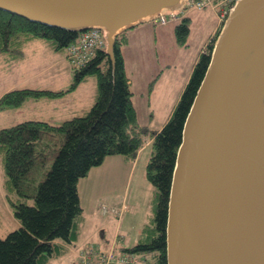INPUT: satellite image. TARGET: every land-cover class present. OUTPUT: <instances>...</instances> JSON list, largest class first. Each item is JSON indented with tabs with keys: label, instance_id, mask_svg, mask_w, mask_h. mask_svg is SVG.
Returning a JSON list of instances; mask_svg holds the SVG:
<instances>
[{
	"label": "water",
	"instance_id": "obj_1",
	"mask_svg": "<svg viewBox=\"0 0 264 264\" xmlns=\"http://www.w3.org/2000/svg\"><path fill=\"white\" fill-rule=\"evenodd\" d=\"M189 0H0V9L73 32L118 36ZM167 264H264V0L224 21L185 119L168 203Z\"/></svg>",
	"mask_w": 264,
	"mask_h": 264
},
{
	"label": "trees",
	"instance_id": "obj_2",
	"mask_svg": "<svg viewBox=\"0 0 264 264\" xmlns=\"http://www.w3.org/2000/svg\"><path fill=\"white\" fill-rule=\"evenodd\" d=\"M223 1L211 0L203 9L211 6L218 15ZM170 23L173 22L165 25ZM191 23L192 19L185 16L175 26L179 46H188ZM218 33L207 42L206 52L200 54L171 118L157 133L138 123L122 51L128 42L126 31L116 40L114 63L105 48L96 49L84 66H72L74 80L67 90L20 88L3 94L0 110L6 111L20 108L29 100L61 97L91 75L96 76L98 85L96 102L84 116L55 125L44 120H26L0 128L3 185L20 224L19 229L0 238V264H45L59 247L56 241L70 243L77 239L76 226L83 213L80 180L109 156L135 159L148 137H152V153L145 171L147 180L156 188L154 214L137 244L124 250L153 252L157 257L154 264H167L168 203L176 156L185 119L209 65ZM80 35L81 32L32 22L0 9V55L22 57L25 47L35 39L51 40L56 50L66 48L67 52ZM66 58L69 61L67 54ZM52 156L55 159L46 170ZM151 221L154 227L149 225ZM77 252L78 249L72 264Z\"/></svg>",
	"mask_w": 264,
	"mask_h": 264
},
{
	"label": "crops",
	"instance_id": "obj_3",
	"mask_svg": "<svg viewBox=\"0 0 264 264\" xmlns=\"http://www.w3.org/2000/svg\"><path fill=\"white\" fill-rule=\"evenodd\" d=\"M215 14L216 22L210 34L205 41L204 44L201 45L200 50L198 51L197 59L195 60V54L187 53L188 51L184 49V47L179 46L175 39L174 31L172 30L169 24L160 26L161 28H157L158 26L153 25L152 27L148 25V23L140 24L137 27L130 29V33L127 34L128 42L122 47L123 55L125 58V66L128 77L130 78L131 88L133 92V103L137 113V119L140 126L146 127L150 130V132H159L165 126V124L171 118L175 107L177 106L181 95L189 82V79L193 73L195 64L197 63L198 58L200 57L201 52L205 49L207 42L212 39L219 31L220 22L218 19V15L215 11L211 10ZM171 24V23H170ZM159 30V31H157ZM142 44L141 52L143 51L146 54H151L152 50L155 49L157 51L158 56H162V53H171L177 61H182L178 64L175 62H169V65L165 68L164 66H154L151 65L150 58L149 60H145L146 63L150 64V71H140L137 75L136 67L134 66L132 59L135 57L136 47ZM187 47V46H185ZM55 47L52 43H49L45 40L35 39L31 41L25 47V54L22 57H17L14 55H3V60L13 61L16 66L20 67L23 65H27V57L31 52V61L35 59V55L41 52V62L42 64H47L51 61V65L46 68L45 71L50 69L52 70V76L54 73L55 66H61L60 70L63 72L62 75H59V80L56 82L57 86L48 87L45 86L47 90L54 91H63L67 90L72 84L71 80H67L65 70L69 68L67 66V59L63 57V55L56 54ZM174 53V54H173ZM67 52H65V55ZM159 57L157 58V60ZM196 61V62H195ZM154 66V67H153ZM66 68V69H65ZM184 69V70H183ZM71 70V69H70ZM183 70V71H182ZM74 71L71 70V73ZM143 73L142 75L140 73ZM170 72H175L176 75H171ZM51 76V77H52ZM47 77V75H46ZM45 77V81L47 78ZM89 79H85L74 91L68 92L65 95L54 98H40L38 100H29L27 103L32 102L36 105L32 107L30 112L28 113L26 120H44L53 124H60L65 120L73 118L75 116H84L88 113L90 108L94 105L97 99L98 92L92 94L90 98V102L84 103L83 101H79L82 103V109L74 108L69 106L68 109L64 103H68L65 101L70 95L76 92L82 84H87ZM25 79H22L18 86H14L17 88L23 87L25 85ZM154 82L153 89L150 88L151 83ZM45 83H48L47 81ZM14 88V89H17ZM12 90V89H11ZM10 91V90H9ZM78 100V99H75ZM20 108L12 109V111L22 117L23 113L20 110L25 107L27 104ZM69 104V103H68ZM9 111V110H6ZM152 153V137H148L145 145L139 151L137 157L135 159H128L124 156L115 155L109 156L106 158L104 163L101 166L94 167L86 178H83L79 182V186L83 185L84 189L90 190V197L95 193L96 188H100L102 186L107 187V185H112L116 179L122 178V170H125V178L128 182V193L131 191L132 182L135 180L137 182H141L143 184V180L146 178V165ZM0 165L1 158H0ZM3 168V167H2ZM137 176V177H136ZM3 182H4V171H3ZM147 187V185H145ZM4 187V185H3ZM5 191V189H4ZM6 193V191H5ZM80 193V189H79ZM155 192L153 193L154 197L152 199L153 208H150V212H146L143 216H140V212L138 206L130 204V210L125 213L121 217V219H115L114 217H106L103 216L100 212L99 204H93L92 208L89 210H84L82 215L78 219V224L76 227H90V231L93 229L95 224L98 227L111 230L113 234L110 236L107 241L103 242L105 247L115 246L116 249H128L137 244L140 239L141 233L143 231L144 226L148 221L152 218L154 214V198ZM81 203L82 196L80 195ZM129 198V196H128ZM126 201V196L121 200V197L117 198V201L110 203L111 206H118ZM132 205V206H131ZM150 205V204H149ZM145 219V220H144ZM80 222V224H79ZM142 225V226H140ZM114 227H116L114 229ZM114 230V231H113ZM79 239V232L77 235V240ZM58 246L63 245L64 243L61 241H56ZM80 248V247H79Z\"/></svg>",
	"mask_w": 264,
	"mask_h": 264
},
{
	"label": "rangeland",
	"instance_id": "obj_4",
	"mask_svg": "<svg viewBox=\"0 0 264 264\" xmlns=\"http://www.w3.org/2000/svg\"><path fill=\"white\" fill-rule=\"evenodd\" d=\"M185 16L190 17L192 19V23H191V32L188 39V46L184 47V49L188 51L187 53H192L193 51L196 60L201 45L205 43V41L207 40L210 34V31L215 25L216 16L211 11V6H208L206 9L203 10L186 8L185 11L179 14L178 21H171L173 23L169 24L171 27H173L172 30L174 31V34H175V26L179 24L182 21L183 17ZM148 25L151 27L153 25H156L158 26L157 28H161L160 26H162L157 20L149 22ZM126 32L129 34L130 30ZM50 41L51 40L47 42ZM141 46L142 44H139L136 47V52H135L136 54L135 57L132 59V62L136 67L137 75L140 71L149 72L151 70L149 68L150 64L146 63L145 61V60H149V58L151 65L154 66L161 67L165 65L166 68L169 65V62H175L177 64L180 62L181 66L183 65L182 61H177L171 53H167V52L163 53L161 51L162 56L160 57L157 55V51L153 49L151 54L148 55L143 51L141 52L140 50ZM55 51L56 54L58 53V55H63V57L67 59L65 55L66 48H64L63 50L60 49ZM41 52L42 51H40L38 54L35 55V59L33 61H31L32 57L30 52L29 56L27 57V65H23L20 67L16 66L13 61L3 60L4 54L0 55V98L3 96V94L8 92L9 90L11 89L13 90L14 88H17L14 86H18L22 79H25L26 81H25V85H23V87L21 88L47 90L45 89L46 88L45 86L48 87L57 86L56 82L60 79L59 75L63 74V72L59 71L61 66H57V65L55 66L54 68L55 74H53V76H52L53 69L45 71L44 73V70H46V68H48L52 62L49 61L45 65L42 64L40 59V57H42ZM158 57L159 59L157 60ZM167 60L170 61L168 62ZM67 66L69 67L67 69L65 68L67 80H71V79L74 80V74L73 72L71 73V70L74 71V68L70 65L69 62H67ZM170 73L172 76L176 75L175 72H170ZM140 74L142 75L143 73L141 72ZM45 77L47 78L46 81L48 83H45L46 82ZM87 79H89L88 80L89 82H87V84H82V86H80V88L76 92L72 93L70 97L65 99V101L69 103V104L64 103V105L68 109H70L69 106L80 109L84 108L82 107V103L79 101L88 103L90 102V98L92 97V94H94L93 93L94 88H95V92H98L96 76L91 75ZM35 105L36 104L32 102L27 103L25 107L22 108V110H20L21 113H23L22 117L16 115L12 110L9 111L0 110V128L12 126L19 122H23L25 118H27L28 113L30 112L32 107ZM54 159H55L54 156L50 157V159L47 162L46 170L50 169ZM121 174H122L121 181L120 178H118L112 185H107V187L102 186L100 188H96L94 190L95 193L91 197L89 195L90 190L84 189L83 185H80L79 189H80V195L82 196L83 209L89 210L92 208L93 204H99V206L102 204H107L110 206V203L117 201V198L121 197L122 200L126 196V202L129 205L130 204L134 205L135 208L136 206H138L139 212L141 213L140 216H143L144 218L146 212L147 211L150 212V208H153L152 199L154 197L153 193L155 192L156 188L152 184H150L147 178H145V180H143L144 181L143 184L147 185V187L145 185L143 186L141 182H137L135 180L134 182H132L131 191L128 193L129 186L127 185L128 182L126 181L125 178L124 169L122 170ZM19 225L20 224L18 220L15 218L12 210V206L7 198V194L4 191L3 168L0 165V238H5L10 232L19 229L20 228ZM149 225L154 227L153 221L149 222ZM91 228L93 229L92 231H90V227H85V229L88 230L85 231L84 227H78V232H79L78 240L74 238L73 241L70 243L59 240L64 244L63 245L61 244V246L55 249L54 254L50 256V258L45 264H72V261L75 257V252L79 247H82L83 245L89 243L99 244L101 246H104L103 242L107 241V239H109L110 236L113 234L111 230L109 231L105 229V227L104 228L98 227V225L96 224L94 227ZM115 228L116 227H114V229ZM139 254L145 255L148 259L149 264H154L155 261L157 260V257L153 252H140Z\"/></svg>",
	"mask_w": 264,
	"mask_h": 264
},
{
	"label": "built area",
	"instance_id": "obj_5",
	"mask_svg": "<svg viewBox=\"0 0 264 264\" xmlns=\"http://www.w3.org/2000/svg\"><path fill=\"white\" fill-rule=\"evenodd\" d=\"M238 0H224L219 11V20L223 22L229 13L234 9ZM211 0H189L187 7L192 9H203ZM178 13L161 15L158 22L162 25L178 19ZM107 42L101 30L93 29L82 32L76 43L68 47V58L75 67L84 66L98 48H106ZM130 210L126 203L120 207H109L103 205L101 208L104 216L121 217ZM74 264H148L146 257L131 252H118L114 247L103 248L95 244H87L80 248Z\"/></svg>",
	"mask_w": 264,
	"mask_h": 264
},
{
	"label": "bare ground",
	"instance_id": "obj_6",
	"mask_svg": "<svg viewBox=\"0 0 264 264\" xmlns=\"http://www.w3.org/2000/svg\"><path fill=\"white\" fill-rule=\"evenodd\" d=\"M115 248V246H113Z\"/></svg>",
	"mask_w": 264,
	"mask_h": 264
}]
</instances>
